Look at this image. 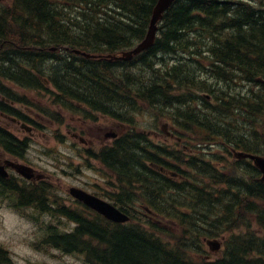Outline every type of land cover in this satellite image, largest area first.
<instances>
[{
  "label": "trees",
  "instance_id": "trees-1",
  "mask_svg": "<svg viewBox=\"0 0 264 264\" xmlns=\"http://www.w3.org/2000/svg\"><path fill=\"white\" fill-rule=\"evenodd\" d=\"M156 1L0 3V77L27 89L52 85L53 104L75 100L130 125L132 112L148 110L155 121L170 122L182 142L181 148L165 149L136 132L96 154L117 171L127 188L123 194L135 190L143 204L172 222L170 228L133 207L127 225L99 215L81 219L65 206L47 205L42 196V211L76 222L73 232L45 242L80 252L89 264H264V237L255 230L264 227V182L253 166L233 160L219 167L201 149L216 143L228 153L264 154V9L241 0H175L152 46L128 61L108 60L144 38ZM9 143L6 138L1 144ZM162 154L171 161H160ZM149 160L180 174L178 183L154 172ZM39 188L44 194L48 186ZM19 198L29 203L32 194ZM219 236L222 250L212 260L202 258V238Z\"/></svg>",
  "mask_w": 264,
  "mask_h": 264
},
{
  "label": "rangeland",
  "instance_id": "rangeland-1",
  "mask_svg": "<svg viewBox=\"0 0 264 264\" xmlns=\"http://www.w3.org/2000/svg\"><path fill=\"white\" fill-rule=\"evenodd\" d=\"M7 1L8 3L10 2V0H4V3H7ZM249 1L257 6L264 5V0ZM166 58L171 60V57ZM7 85L11 86L10 84ZM242 85L245 90L247 87L246 83ZM12 88L16 95L22 96L23 91L21 89L16 88V86ZM40 95L27 93L24 96L27 103L31 104V108L39 113L30 112L31 117H34V114L43 126H37L38 133L28 139L22 161L36 169L43 178L50 182L55 189L51 193L52 195H57L65 204L69 205V199L66 198V189L70 183L84 182V184L87 183L90 186L98 184L103 186L106 184V175L109 177V174L106 168L103 167L101 170L99 164L92 157H90L88 166L79 165L83 161L81 151L75 148L72 149L69 138L64 136L66 127L73 125L78 127L81 133H86L83 130L84 128L91 127L92 130L88 131L91 133L89 136L93 137L95 142H99L103 133L112 124L110 120L105 121L102 118L98 123L87 120L83 115L81 118L77 116L70 117L66 110L58 109L50 101L49 96L44 95L46 101L39 100ZM17 105L20 111L24 110V107ZM71 113L76 114L77 112ZM40 117L49 119L42 120ZM134 118H136L137 131L145 129L146 139L152 145H161L166 149L181 148L182 142L179 136L165 119H159L154 123L149 111H139L134 115ZM7 122L11 126L12 131L22 135L23 131L18 124H12L8 118L6 119L0 115V123L6 125ZM120 129L122 130V127ZM77 143L81 144L80 141H77ZM216 145V143H209L202 146L203 158L205 160L213 159L217 166L227 168L231 163H234L233 157L227 155L223 149L218 150ZM76 146L78 145L76 144ZM83 146L85 145L83 144ZM223 157H225V160H223ZM178 167L179 169L187 170L183 163H179ZM97 169L101 171L99 172ZM178 179L180 178L175 177L177 183ZM205 183L209 182L206 181ZM8 198L5 192L0 191V247L7 250L14 264H86L77 254L63 253L51 247L45 249L38 243L42 238L45 222L53 223L59 226L60 229H64L70 224L68 221L60 219V222H58L49 218L48 215L38 214L32 208H16L13 202H9Z\"/></svg>",
  "mask_w": 264,
  "mask_h": 264
},
{
  "label": "water",
  "instance_id": "water-1",
  "mask_svg": "<svg viewBox=\"0 0 264 264\" xmlns=\"http://www.w3.org/2000/svg\"><path fill=\"white\" fill-rule=\"evenodd\" d=\"M173 1L174 0H157L152 10L149 27L145 34L144 39L140 41L132 49L123 52L119 57H115V58L127 60L131 58L133 55H136L141 51L149 48L153 44L155 39V34L157 30L156 23L162 18L163 13L171 5ZM243 156H248L253 160L254 165L262 172L261 179L264 180V157L252 155V154H243ZM17 170L26 177H30V173L27 172L28 170L27 167L22 165L17 167ZM70 193L75 197L82 199L86 204H88L89 206L93 207L94 209L102 213L108 219H111L116 222H122L127 219V216L123 212H121L111 204L104 202L98 198H95L78 188L75 187L70 188ZM206 242L211 250H217L220 246V243L215 240L213 241L207 240Z\"/></svg>",
  "mask_w": 264,
  "mask_h": 264
},
{
  "label": "flooded vegetation",
  "instance_id": "flooded-vegetation-1",
  "mask_svg": "<svg viewBox=\"0 0 264 264\" xmlns=\"http://www.w3.org/2000/svg\"><path fill=\"white\" fill-rule=\"evenodd\" d=\"M10 120L15 121L16 123H19V121L16 120L15 118L14 119L11 118ZM25 129H27V128H25ZM83 130H85L86 133H81V130L78 127H74L73 125H71L70 127H67V132L69 133V136H71L74 139H77L80 142H83L86 147H89L90 144H93L95 142L94 139L89 136V135H91V133L88 132V131L92 130V128L87 127V128H84ZM112 132L117 133L116 131L112 130V127H109L108 129H106V131L103 134H104V136H106ZM83 152L88 153L89 152L88 148L83 149ZM1 163H3L4 165H8V166H10V163H11V161L8 160L4 156V152H2V151H0V164Z\"/></svg>",
  "mask_w": 264,
  "mask_h": 264
},
{
  "label": "bare ground",
  "instance_id": "bare-ground-1",
  "mask_svg": "<svg viewBox=\"0 0 264 264\" xmlns=\"http://www.w3.org/2000/svg\"><path fill=\"white\" fill-rule=\"evenodd\" d=\"M216 34H217V33H216ZM262 77H263V79H262V80L264 81V74L262 75Z\"/></svg>",
  "mask_w": 264,
  "mask_h": 264
}]
</instances>
